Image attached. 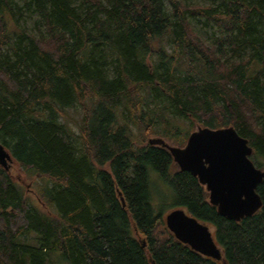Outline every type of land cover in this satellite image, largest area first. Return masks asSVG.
<instances>
[{
	"label": "trees",
	"instance_id": "16d2710c",
	"mask_svg": "<svg viewBox=\"0 0 264 264\" xmlns=\"http://www.w3.org/2000/svg\"><path fill=\"white\" fill-rule=\"evenodd\" d=\"M20 1L0 0V144L13 160L0 167V264H264V179L260 209L228 220L148 143L233 127L264 171V0ZM30 11L32 30L19 25ZM14 166L35 178V201ZM151 172L170 211L209 226L219 260L169 232Z\"/></svg>",
	"mask_w": 264,
	"mask_h": 264
},
{
	"label": "water",
	"instance_id": "95a60500",
	"mask_svg": "<svg viewBox=\"0 0 264 264\" xmlns=\"http://www.w3.org/2000/svg\"><path fill=\"white\" fill-rule=\"evenodd\" d=\"M148 143L166 149L180 171L198 179L208 193L209 204L220 216L239 222L260 209L262 202L256 189L264 179V171L251 162L252 148L233 127L199 126L189 134L183 147L169 145L161 137L149 138ZM12 163L10 154L0 144V167L9 171ZM164 223L176 240L193 251L204 257L221 258L209 226L184 210L173 209L165 215Z\"/></svg>",
	"mask_w": 264,
	"mask_h": 264
},
{
	"label": "rangeland",
	"instance_id": "374dc122",
	"mask_svg": "<svg viewBox=\"0 0 264 264\" xmlns=\"http://www.w3.org/2000/svg\"><path fill=\"white\" fill-rule=\"evenodd\" d=\"M20 3L21 1L18 0ZM82 0H76V3H80ZM190 4H197L200 6H210L211 1L210 0H183ZM38 20V15L32 11L30 12H23V17L19 21L20 26H25L29 30H32L33 24L35 21ZM194 29L200 34V36L206 40L210 41L213 38V34L215 31L214 26L209 27H203L199 23L193 24ZM68 115H70L74 120L79 121L80 112L79 110L75 109H69ZM189 124L184 123L183 127L188 128ZM199 127L198 125H194L191 129L192 131H195ZM152 138V137H151ZM165 142H167L169 145H174L181 147L177 144L169 142L167 139L162 138ZM185 145V144H184ZM183 147V146H182ZM14 168V169H13ZM12 169V176L14 181H16L23 189L31 190L28 191L27 196L30 198V200L33 202L35 201V190H36V181L35 178H32L31 176L27 174H23L19 168L14 166ZM150 179L152 182H154V187L152 190V207L154 212L157 215H160L162 218L165 217V215L170 211V205L172 204L173 200V194L169 186L166 184L160 183L157 179L154 173H150Z\"/></svg>",
	"mask_w": 264,
	"mask_h": 264
}]
</instances>
